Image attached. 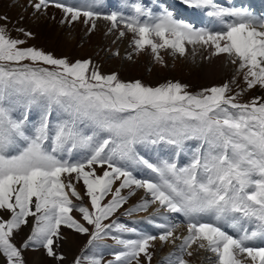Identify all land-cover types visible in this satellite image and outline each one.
Here are the masks:
<instances>
[{
  "label": "snow or ice",
  "instance_id": "obj_1",
  "mask_svg": "<svg viewBox=\"0 0 264 264\" xmlns=\"http://www.w3.org/2000/svg\"><path fill=\"white\" fill-rule=\"evenodd\" d=\"M180 2L206 10L211 25L180 18L169 0H121L108 11L107 0L57 2L54 7L65 13V22L83 18L90 31L103 20L120 39L130 33L135 53L148 51L161 65L166 64L162 51L180 58L190 54L193 61L198 55H226L243 73L247 89H264V14L233 0L226 5L219 0ZM31 6L40 11L49 0ZM25 43L0 26V211L11 214L0 218V264H26L12 237L29 217L34 223L22 248L43 249L60 261L64 257L57 256L53 245L64 226L88 235L89 248L115 231L111 238L119 250L107 264H142L141 256L151 264L150 248L157 239L180 240L179 254L167 257L166 264H187L184 255L192 256L193 245L214 254L215 264H264V97L238 102L241 93L230 94L228 83L191 93L178 81L158 86L126 82L115 73L101 74L90 60L69 62L22 47ZM34 109L37 118L32 120ZM187 141L198 143L186 148ZM157 145L174 146L177 156L185 152L188 163L151 162L138 150ZM136 168L153 175L137 178ZM73 174L82 180L90 208L75 206L69 198L70 192L82 199L73 180L64 179ZM136 190H143L145 198L124 215L148 212L155 205L152 215L166 221L155 224L162 230L158 235L116 220L104 223ZM74 210L91 229L70 215ZM167 214L183 217L187 235H174L180 225ZM102 260V254L93 253L74 264Z\"/></svg>",
  "mask_w": 264,
  "mask_h": 264
},
{
  "label": "rangeland",
  "instance_id": "obj_2",
  "mask_svg": "<svg viewBox=\"0 0 264 264\" xmlns=\"http://www.w3.org/2000/svg\"><path fill=\"white\" fill-rule=\"evenodd\" d=\"M113 1L114 0H107V4H112L113 8L116 10L121 0ZM236 1V4H238V2L248 4V1L245 2L246 0ZM131 2H133V0H131ZM143 2L148 4L150 0H143ZM169 2L173 3L176 11L180 14V6L183 5L180 0H169ZM226 2L228 3V0H225V3ZM55 3L56 0H49V5H54ZM120 9L124 12L126 8L123 9L121 7ZM45 10L46 8L42 7L40 11H37L22 0H0V26L5 27L7 33L12 38L24 40L26 43L22 45V47H34L56 58H67L69 62L90 60L93 65L99 69L101 74L108 75L115 73L122 81L129 82L139 80L150 86H158L167 81H178L181 84L187 85L188 91L191 93H198L204 88L221 86L228 83L231 89L230 94L236 95V93H241L238 97V102L246 103L250 102L253 98L264 97V89L258 87L250 90L247 89L243 79V73L238 72V65L232 64L230 62L231 58L228 56L227 63L221 68L218 63L216 64L214 62L213 58L203 59L198 55L195 61H193L190 54L180 58L172 56L169 52L162 51L161 55L164 56L166 64L161 65L152 58L150 52L145 51L137 55L134 49L130 47L132 59H127L128 56L116 55L118 52L107 50V48H101L99 41L94 42L92 34L87 31V29L74 28L73 25L65 22V19L59 16V14L51 13L52 11L47 13ZM4 17H7V19H3ZM180 18L196 25L192 20H189V17L181 16ZM20 29L30 32L31 37L24 36ZM93 35H95V33H93ZM188 47L191 48V46ZM205 66H209L214 71L213 74L206 75ZM13 115H17V113ZM36 118L37 111L34 109L31 113V119L35 120ZM53 119H55V115ZM197 143V141H187L186 148H195ZM150 147L151 146H138V150L141 155L151 162H158L160 159H174L180 166L188 163L189 156L185 152H181L178 156L175 154L174 157L169 155L171 151L176 152L174 146L170 145L152 146V149H157L160 154L159 158H154L153 160V157L149 155ZM168 147L170 148L169 150L167 149ZM103 171L104 169L98 166L96 167L97 174H101L100 172ZM133 174L137 176V178H149L153 175L149 170L140 168L134 169ZM74 176L75 174H73V177H64V179L73 180L76 191L80 194L82 199L77 200L75 197L71 196L70 192L69 198L75 206H87L90 208V200L86 196V188L82 180L77 182ZM116 184L118 185L119 181H117ZM128 192L129 190L125 189L122 194L127 196ZM144 198V191L136 190V195L130 196L128 202L109 220L104 221V223L109 224L113 220H116L119 223L135 227L139 232H150L151 234L158 235L162 230H158V228L155 227V223H165L166 221L152 215L156 207L155 205L150 207L148 212H139L132 216L124 215L129 208L141 203ZM110 199L111 196H108L102 203H107ZM70 215L91 229V226L87 225L86 221H83L78 211L74 210ZM167 215L173 223L180 225L176 230L177 234L175 233L174 235L183 237L185 231H187L186 222L183 220V217L179 214ZM10 217V213L0 211V218L6 220L10 219ZM149 218L154 220L153 224L148 223ZM33 223L34 218L29 217L28 224L22 225L20 229L15 230L12 237V242L18 248L22 249L26 264H74L78 257L82 255H91L93 253L102 254V264H107V261L113 259V253L119 250V246L111 238L117 235L115 231L109 232L108 237L104 240L96 242L97 246L95 248H89L88 235L78 234L72 229L61 226V236L53 245L57 256L64 257L63 261H60L55 257H49L43 249L34 250L33 248H22L27 237L31 234V226ZM140 224L143 225L142 229L139 227ZM179 244L180 240H176L175 243L171 241L167 243L154 241L150 248L152 254L151 264H166L167 257L174 253L179 254ZM193 252L195 251H192V256H188L187 254L184 255L187 264H215L216 257L214 254L202 256L199 254V250L195 253ZM3 259L2 254H0V262H2ZM140 259L142 264H148L143 256H141ZM240 259L244 260L245 257L242 256Z\"/></svg>",
  "mask_w": 264,
  "mask_h": 264
},
{
  "label": "bare ground",
  "instance_id": "obj_3",
  "mask_svg": "<svg viewBox=\"0 0 264 264\" xmlns=\"http://www.w3.org/2000/svg\"><path fill=\"white\" fill-rule=\"evenodd\" d=\"M22 1L24 3H26V4L28 3L30 6L32 4H34L35 2H38L37 0H33V1L32 0H22ZM114 1H116V0H114ZM247 1H248V4H246V3H239L238 2L237 5L250 6L251 4H253L252 6H250V8L253 10V8L256 7V3H258L259 1H261L262 3L264 2V0H246L245 2H247ZM70 2H71V0H68L67 2L64 1L63 3H70ZM73 2H75V3H81V2H83V0H73ZM219 2L222 5H226L227 4V2L225 3V0H219ZM233 2L235 3L237 1L236 0H233ZM32 8L35 9L34 7H32ZM106 8H108V4H107V7ZM106 8H105V10H106ZM122 8L123 9L126 8L125 11H124L126 14H131V9L130 8H128V7H122ZM258 10L259 9L253 10V11L256 12L257 14H264L263 11H258ZM45 11L47 13H49L50 11H52L51 13L59 14V16H61L62 18L65 19V13H63V11L61 9H58V8L54 7V5H49L46 8ZM179 11H180V14L179 15H182L183 17L184 16L189 17V20H192V22H194L195 24L197 22H199V26H206V25L210 26L211 23H212V19L209 18L206 15V10H204V9H196V10H193V9L187 8L184 5H181ZM82 21H83V18H81L80 20L74 21V22H67V23L68 24L70 23L71 25H73L74 28H79V29H83L84 28V29H87V31H89L92 34V37L94 39V42H98L99 41V45L101 46V48H104V49L107 48V50H113V52H118L120 55H124V56H129L130 55V52H131V48L129 46V41H130V37H131V34L130 33L125 38L120 39V38H118V36L114 32H111V33L109 32L110 24L108 22H106V21L98 20L96 22L97 23V28L94 31H90L89 30V27L87 25H85ZM92 32L95 33V35H93ZM213 59H214V62L216 64L218 63L221 68H222L223 65H225L227 63V56L226 55H221L219 57H213ZM213 72L214 71L209 66H205V74L206 75L213 74ZM150 148H151L150 149V152L149 151H147V152H149V155L151 157H153V160H154V158L155 159L156 158H159V156H160L159 151L157 149H152V146ZM167 149L169 150L170 148L168 147ZM175 154H176L175 151H173V152L171 151L169 153V155H171L173 157L175 156ZM169 158H171V157H169ZM100 173L102 174V172H100ZM205 219L207 220L209 218H205ZM142 226H143L142 224L139 225L140 229H142ZM226 230H228L230 233H234L235 232V230L234 229H231V228H227ZM185 235H187V231H185L184 236ZM180 237H182V236H180ZM155 242H160V241L157 239ZM260 246H264V242H260ZM197 250H199V254L202 255V256L203 255L206 256V255L212 254L211 252H208V251L199 249L196 245H193L192 249H190L191 252L192 251H195L196 252ZM195 252H193V253H195Z\"/></svg>",
  "mask_w": 264,
  "mask_h": 264
}]
</instances>
